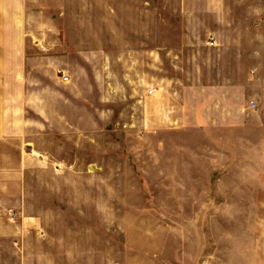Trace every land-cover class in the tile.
<instances>
[{
    "label": "rangeland",
    "instance_id": "374dc122",
    "mask_svg": "<svg viewBox=\"0 0 264 264\" xmlns=\"http://www.w3.org/2000/svg\"><path fill=\"white\" fill-rule=\"evenodd\" d=\"M43 5L71 26L64 37L95 44V0ZM43 69L71 77L58 87L67 103L53 98L48 119L31 129L26 152L36 159L21 178L15 220H47L39 231L53 236L95 234V248L113 243L128 264H251L253 244H264V152L254 154L251 130L239 139L234 131L156 129L144 96L111 95L106 64L68 59ZM166 70L179 77L177 89L193 83L188 64ZM144 89L150 95L155 80Z\"/></svg>",
    "mask_w": 264,
    "mask_h": 264
},
{
    "label": "crops",
    "instance_id": "0c3cea01",
    "mask_svg": "<svg viewBox=\"0 0 264 264\" xmlns=\"http://www.w3.org/2000/svg\"><path fill=\"white\" fill-rule=\"evenodd\" d=\"M44 2L0 0V264H128L113 243L95 248V234L53 236L39 231L47 220H15L21 178L36 159L26 152L31 129L48 119L53 98L67 103L68 91L58 87L71 81L43 65L106 64L111 95L144 96L155 106L156 129L234 131L239 139L251 130L254 154L263 153L256 145L264 146V0H95V44L64 37L71 26L48 15ZM182 63L193 83L175 93L179 77L166 66ZM149 79L152 95L144 89ZM251 264H264V244H253Z\"/></svg>",
    "mask_w": 264,
    "mask_h": 264
},
{
    "label": "built area",
    "instance_id": "2783aa9c",
    "mask_svg": "<svg viewBox=\"0 0 264 264\" xmlns=\"http://www.w3.org/2000/svg\"><path fill=\"white\" fill-rule=\"evenodd\" d=\"M214 39H215V38L212 37V40H214ZM63 80H64V81H68V80H69V76L63 74ZM154 92H155V89H150V90H149V93H150V94H154ZM252 106H253L254 108H256V107H257V103L252 102Z\"/></svg>",
    "mask_w": 264,
    "mask_h": 264
}]
</instances>
